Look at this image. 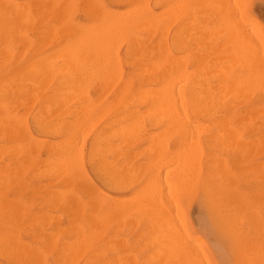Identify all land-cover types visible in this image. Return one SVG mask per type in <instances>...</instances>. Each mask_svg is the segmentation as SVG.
I'll return each instance as SVG.
<instances>
[{
	"label": "bare ground",
	"instance_id": "bare-ground-1",
	"mask_svg": "<svg viewBox=\"0 0 264 264\" xmlns=\"http://www.w3.org/2000/svg\"><path fill=\"white\" fill-rule=\"evenodd\" d=\"M112 1L122 6L123 10L108 8L100 0H37L35 6L37 12L34 16L28 9L18 6V2L16 5L12 0H0V151H7L11 160L17 158L16 155L23 156L25 168H41L43 176L56 180L57 188L51 189L49 193L51 197L53 195L51 201H56L66 212L71 209L85 210L83 218L80 219L84 222L91 219L92 223L95 220L108 230L133 221L149 222L157 239L152 235L149 236L161 243L162 247L158 246L161 252L157 251V248L156 251L160 256L162 252L165 253L163 255L167 264H209V256L204 247L186 224L183 206L184 196L194 185L199 186L204 192V204L221 234L229 242L236 263L264 264L263 253L260 252L256 242L257 235L264 240V229L252 235L250 228L244 224L251 208L246 193L248 191L222 186L217 182L215 172L204 171V159L199 158L201 151L197 148H200V144H196V141L198 142L197 137L200 135V132H197V125L200 123L194 117L206 118L214 124L217 117L216 110L220 107L215 109L218 95H215L211 83L192 73L189 74L185 66H182L183 63L178 64L173 59L175 53H172L170 46V31L172 21L178 17L179 12L175 11L180 10V7L176 8L180 1L177 2L178 4L174 3L176 0L173 2L176 7L171 0ZM209 1V4L215 5L216 9L213 10L228 17L229 24L225 22L228 34H233L236 41L242 43L244 51L241 50V53L245 55L247 48L254 52L257 47L256 37H251L247 29L240 28L238 24L233 25V21L231 22L233 19L231 15L235 10L233 3L231 4L232 0ZM183 2L185 7L189 6L190 1L188 5ZM180 5L182 7V3ZM78 7L83 10L87 23L77 18ZM191 7L190 9L188 7V11L182 7L183 11L182 9L181 11L186 10L188 13ZM202 7L204 6L201 4L200 8ZM157 8L162 10L158 12ZM29 29L38 32V42L34 43L29 37ZM185 42L184 38L175 39L176 49L185 46L183 45ZM123 46L126 56L133 58L140 69L137 74L128 78L124 76L123 71L121 55ZM235 50L233 52L237 57L230 55L238 61L241 53L237 51L239 52L237 55ZM249 53L247 51L245 57H254V53ZM241 59L240 57L242 64L245 65L247 62L246 67L248 63L258 62L257 58L252 60L253 62L250 59L248 61ZM231 62L233 64V61ZM195 66L201 70L205 65L199 63ZM233 66H218L219 72L224 74L219 86L225 94L248 85L246 79L242 78V75L246 76L247 73L235 76L232 72ZM253 66H256V69L257 66L261 68L259 64ZM135 81L138 82L137 88L134 86ZM252 82H256L257 87L264 91V78L259 77ZM94 87L99 88L95 96L91 92ZM34 104H38L39 109L33 112L34 109L31 113ZM21 106L29 110V115L18 113L17 109ZM141 110L143 114L140 113ZM228 110L226 118L220 122L232 130V112L229 108ZM100 120H106V126L95 133L89 151L86 152L82 136L87 135L89 131L81 137L80 132L87 126L93 127ZM145 121L163 128L158 134L149 136L150 162L136 167L131 164V157L127 155L126 162L123 163L120 158L123 152L115 146V140L126 141L132 138L134 142L139 140L144 135ZM210 122L206 123L210 124ZM202 123L204 121L201 125ZM35 133L44 136L54 135L59 139L46 142ZM81 138L83 143L80 141ZM172 140L178 145L176 150L171 149ZM194 142L197 148H193ZM43 153L46 157L42 156ZM86 156L90 170L86 166ZM13 172L15 171L10 165L3 167L0 164V250L9 246L5 233L7 214L4 209H12L22 204V200L18 197H10L4 191L6 180L16 173ZM164 175L165 182H162L159 178ZM220 177L226 176L222 174ZM137 186L139 189H136ZM104 187H111L108 190L118 195L110 194V191H106ZM127 188L129 191L132 190L129 197L121 195ZM246 188L248 190L247 185ZM257 203L259 204L258 201ZM90 209L95 213L88 214ZM71 215L74 218L76 213L72 212ZM42 218H45L44 215ZM72 232L74 234V231ZM46 236L49 235L46 233ZM90 236L88 233L87 238H91ZM65 246L66 249L69 244ZM78 247L76 251L74 250V256L69 252L75 247H70V251L68 249L70 258L65 252L66 257L68 256L67 260H73V257L78 259L77 253L78 257L82 255L83 246L80 247L79 244ZM91 251L92 249L88 254ZM65 253L62 252L61 256ZM151 254L154 256L153 253ZM34 256L33 258L37 259ZM63 256L65 258V255ZM33 258L31 261L34 263ZM83 264H105V261L99 256H90Z\"/></svg>",
	"mask_w": 264,
	"mask_h": 264
},
{
	"label": "rangeland",
	"instance_id": "rangeland-1",
	"mask_svg": "<svg viewBox=\"0 0 264 264\" xmlns=\"http://www.w3.org/2000/svg\"><path fill=\"white\" fill-rule=\"evenodd\" d=\"M12 1L16 5L18 2V6L28 9V11L33 13V15L35 16V13L37 12V11L35 12L36 10L35 6H36L37 0H20L21 3L19 0L18 1L12 0ZM100 1L104 3L105 5H107L108 8H111L113 10L115 9L116 11L123 10L122 6L117 5L112 0H108L107 2L106 0H100ZM174 1L175 0H171L174 6L176 5L174 3H177V2L179 3L180 1V3H182V7L187 9V11H188V7L190 9V7L193 6V8L191 7V10H189L188 13L184 9L186 12L185 14V12H182L183 8L181 7L180 3L179 4L177 3L178 4L176 5L177 7L175 6L177 9L180 7L179 8L180 10L178 11L174 10L175 12H179L180 15L177 14L178 15V17H176L177 19L176 20L173 19L175 21H172L171 19L173 24L171 23L170 46H171L172 53H175L173 55V59L178 64L183 63L182 66L183 67L185 66L184 68L186 72H189V74L192 73L195 76L204 78L207 82L211 83V85L214 88L215 95L216 94L218 95V98L215 104V109H218L220 107L218 110H216L215 116L217 117L214 116L216 120V123L214 122V124L213 122L208 121L206 118L194 117L195 120H197L200 123V124L198 123L199 125H197L198 126L197 132L198 133L200 132V135L197 137L198 142L195 140L196 144L198 143L200 144L199 145L200 148L196 147L195 142L194 144L192 143L194 145L193 148L196 147L197 150L200 149L201 154L199 158H201L202 160L204 159L203 161L204 171L208 173L215 172L217 174L218 183H221V185L224 186L225 188L232 187V188H237L238 190L243 191V192L248 191L246 193L248 194V201L251 205V208H250L249 214L247 215V218L244 220V224L245 226L250 228L251 234L255 235L257 231L259 232L264 229V220H263L264 219V215H263V212H264V191H263L264 190V139H263L264 138L263 136L264 135V91H261L260 88L257 87V83L256 82L253 83L252 80L255 81L259 77L264 78V73H263V70H264V0H237V1L232 0L231 2V4L233 3L232 4L233 7H235V10L233 11L235 14L232 13L233 15H231L233 16L232 17L233 19H231V22L233 21V25L238 24L239 27L241 26L240 28L247 29V32L250 34V36L256 37L257 39L256 40L257 42H255V46L257 45V47H255V51L251 52L250 50H247L248 49L247 48L245 49L246 51L245 55H243L244 53H241L242 48H244V46L241 45L242 43L239 44L236 41V39L232 36L233 34L232 35L228 34V27H227V24H229L227 23L228 17H226L223 13H219V11L217 10H213V9H216L214 7L215 5L209 4L210 3L209 0L205 2L201 0H198L201 2H198L196 0H183L187 3V5H188V1H190L188 7H185L186 5L182 0H178V1L176 0V2ZM234 1L236 3H234ZM29 2L33 4L31 5V3ZM24 3L26 4L24 5ZM199 3H201L202 6L204 7L200 8L201 4ZM209 6H211L210 9H209ZM207 8L209 9V12H207L208 11ZM211 8L213 11L211 10ZM156 10L160 12L162 9L157 8ZM195 11L197 12L194 14ZM190 12H192V14ZM76 16L82 22L84 23L88 22L85 16L83 15V10H81L80 7H78L76 11ZM214 17H216V19ZM211 25H213L214 27L213 26L211 27ZM28 34L34 43L39 41V36H38L39 34L38 32H36V30L29 29ZM183 38L186 41L183 44L185 46L183 47L179 46L176 49L174 40L175 39L182 40ZM233 50H235L236 52L240 51L241 54L239 55L242 58L241 60L248 61V59H250V61H252V60H256L255 58H257L258 62L255 61L254 62L255 64L251 63L252 65L248 63V66L246 67L247 62L244 65L240 62V57L238 61H235V59L230 55V54H232L233 56L235 55ZM242 51H244V49ZM247 51L250 52L249 54L254 53L253 54L254 57H250V56L245 57ZM238 53L239 52H237V55ZM121 55L123 56L124 76L128 78V77H132L133 75L137 74L140 71L139 65L134 62L133 58L126 56L125 46L121 47ZM235 57L237 56L235 55ZM231 61H233V64ZM195 63L204 64L205 66L208 65L209 67L205 68L204 66L200 70V69H197V67L195 66L196 65ZM258 64L261 65V68H258L257 66V69H256V66H253V65H258ZM221 65H234L232 67V72L234 73L235 76L237 75L241 76L242 74L247 73L246 76L242 75V78L246 79V83L248 85H245L241 89H234L233 91H231L232 93L229 92L225 94L223 90L221 91L222 88L220 87L221 80L224 76V74L221 71L219 72L218 70L219 69L218 66H221ZM240 65L241 66L244 65V67L243 66L241 67ZM249 65L253 67L251 68ZM245 67L247 70L245 69ZM254 67H255V70H254ZM257 71L259 72L257 73ZM218 74H219V77H217ZM258 74L262 76H259ZM134 86L136 88L138 87L137 81H135ZM249 88L250 90H247ZM91 92L95 96L99 92V88L94 87L92 88ZM108 96H110L109 92H108ZM219 98L221 99L219 100ZM228 108L232 112L231 113L232 121H233L231 124L233 126L232 130L228 129L226 125L220 122L223 120V118H226L227 114L229 113ZM38 109H39V105L34 104L30 111L31 113H33L37 111ZM17 110H18V113L21 115H26V116L29 115L28 114L29 110L23 106L19 107ZM140 113L143 114V110H141ZM203 121L205 124L202 123L203 125H201V122ZM205 121L210 122V124L206 123ZM145 122H146V128H145V131L143 132L144 135H142L139 138V140L137 141L135 140V142L133 138L128 139L126 141L125 140L124 141L115 140L114 142L115 146L118 149L122 150L121 152H123L122 155L120 156L121 161H123V163L126 162L127 155L131 157L130 158L131 164L133 166L136 165V167L140 166L141 164L150 162L148 160L149 159L148 147L150 146L149 136L155 135V133L158 134L159 132L162 131L163 128L158 127L157 125H152L148 121H145ZM106 123H107L106 120H100L99 122L95 123L93 127L87 126L80 132L79 136L81 137L82 134L89 131L86 133L87 135L82 136L84 139L83 142L85 143L86 152L89 151L90 142L93 136L95 135V133L99 131L100 129H102L103 127H105ZM35 135L38 136L42 141H46V142L57 141L59 139L58 137L54 135L44 136L40 134L37 135V133H35ZM261 137L263 138L261 139ZM80 141L81 143H83L82 138L80 139ZM226 141L229 144L226 143ZM1 142H3V139L1 140ZM249 144L253 147L251 148ZM121 147L123 148L121 149ZM177 148H178V145L176 144V141L172 140L171 149L176 150ZM198 153L200 152L198 151ZM42 156L46 157V154L43 153ZM16 157L17 158L11 160L9 153L7 151H3V152L0 151V164H2L3 167L10 165L12 169H14V171L16 172V173L13 172L15 174H13L12 177H9L6 180V183L4 184V191L6 192V195L10 197H18L20 200H22L21 205L14 206L12 209H4V211H6V214H7V223H6L7 228H6L5 233L7 236V245L9 246L6 245L7 246V247L5 246L6 248H3V250H0V264H15V263L16 264H34L31 261V258H33L34 255H35L34 257H37V259L33 258L34 259L33 261L35 262V264H61L60 262L62 263L66 262L67 264L68 263L72 264L73 261L76 259L73 256H74L76 249L79 248L78 247L79 244H80V247L81 245L83 246L82 249L80 248L82 250V253H81L82 255H79L78 257L77 256L78 253H77L76 257L78 259H76V261H74L73 264H81V263L83 264V262H85L86 259L89 258L90 256H99L101 259H104L105 264H123V263H126V264H167L166 257L163 255L164 252L161 253L163 258H161L162 256H160V254H158L157 252L160 250L158 246L160 247L161 243L157 242L158 240H156L157 238L155 236V233L152 230V225L149 222H145V221L144 222H136V221L128 222V224L126 223L123 226H115V228L111 230L106 229L104 225L101 223H98V222L96 223L95 220H93L92 223H91V219L90 221L88 220L87 222H84L83 220H80V219L83 218L82 215L84 214L85 210L80 211L79 209H71L66 212V210L61 208L56 203V201L54 202L51 201L53 195L51 197L49 193L51 189L57 188L56 180L43 176L41 168H38V167L37 168L36 167H26L25 168L23 166V164H25V162H23L24 157L23 156L20 157L19 155H16ZM256 159H258V161ZM85 161H86L87 168L90 170V164H89L87 156H86ZM213 163L214 165H211ZM173 167L174 166L172 165L171 168ZM222 174L224 177L226 176L227 178L226 177L221 178L220 176H222ZM164 177L165 175L161 176L159 180H162V182H165ZM97 182L98 184H100L99 181ZM158 182L161 183V181H158ZM255 184H256V187H255ZM246 185L248 187V190L246 188ZM242 186L245 187V189ZM100 187H101V184H100ZM104 189L106 191H110L109 193L112 195H118V194H115L114 191L108 190V189H111V187H104ZM136 189H139V187L137 186ZM165 189L168 190V188L166 187ZM130 191L128 188L124 189L121 195L129 197L132 194ZM261 194L263 195V198ZM254 196L256 198L255 200H254ZM256 200L259 202V204L257 203ZM183 206L185 208L186 224L188 228L190 229V231L195 236V238L198 239V241L204 247L206 254L209 256L208 257L209 264H237L234 253L233 251H231L232 249H231L229 242L221 234L220 230L218 229V227L212 220L207 207L204 204V192L202 188L194 185L192 190H190L188 194L184 196ZM72 212L76 213L77 217H75L76 216L75 215L73 218V216L71 215ZM93 213H95V211H92V209L88 210V214H93ZM43 215L45 218H42ZM75 218H79V219H75ZM71 223H72V226H71ZM95 225H98V227ZM136 230H137V234H135ZM72 231H74V234ZM46 233L47 235H49L48 237L46 236ZM88 233H89V236L91 235L90 236L91 238H87ZM97 233L99 237L97 236ZM132 234L133 235L135 234V236H133ZM14 235H16L18 238H15L16 236ZM77 235L80 237H77ZM149 235H152L153 238H156V239H153L152 236L150 238ZM75 238H78V240ZM257 238L258 240H256V242L258 243V248L260 247V252H262L264 256V240H262L261 237L259 238V235H257ZM88 239L90 241H88ZM85 240L87 243L85 242ZM74 241H76L77 243L75 242L73 244ZM11 243L13 244L11 245ZM68 244L69 246L71 245L70 247L72 248L73 246L75 247L73 249L71 248L73 251L72 250L70 251V247L67 246ZM64 246L66 247V249L64 248ZM156 248H157V251H156ZM7 249H9L8 251H11V252H8ZM68 249L70 252L68 251ZM90 249H92V251L94 252L91 251L88 254ZM67 251L71 254L73 253V256H72L73 260H67V257L69 256V253ZM153 251L157 253L154 254ZM29 252L32 254V256ZM62 252L63 253L67 252L68 256L66 257V253H65L63 254L65 255V258H63L64 256L63 255L61 256ZM150 252L153 253L154 256H152ZM14 257H16V259ZM159 257L161 258V260ZM68 258H70V256ZM82 260L84 261L82 262ZM121 260L123 263L121 262Z\"/></svg>",
	"mask_w": 264,
	"mask_h": 264
},
{
	"label": "snow or ice",
	"instance_id": "snow-or-ice-1",
	"mask_svg": "<svg viewBox=\"0 0 264 264\" xmlns=\"http://www.w3.org/2000/svg\"><path fill=\"white\" fill-rule=\"evenodd\" d=\"M34 264H35V262H34Z\"/></svg>",
	"mask_w": 264,
	"mask_h": 264
}]
</instances>
